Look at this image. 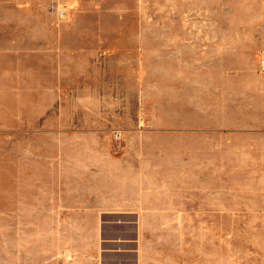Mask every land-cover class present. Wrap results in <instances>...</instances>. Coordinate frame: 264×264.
<instances>
[{
  "label": "rangeland",
  "instance_id": "rangeland-1",
  "mask_svg": "<svg viewBox=\"0 0 264 264\" xmlns=\"http://www.w3.org/2000/svg\"><path fill=\"white\" fill-rule=\"evenodd\" d=\"M263 64L264 0H0V258L48 264L75 203L144 174L183 203L149 214L163 264H264ZM198 127L216 152L199 214Z\"/></svg>",
  "mask_w": 264,
  "mask_h": 264
},
{
  "label": "crops",
  "instance_id": "crops-1",
  "mask_svg": "<svg viewBox=\"0 0 264 264\" xmlns=\"http://www.w3.org/2000/svg\"><path fill=\"white\" fill-rule=\"evenodd\" d=\"M210 133L209 128L198 127L192 131L191 208L197 214L210 212L212 207L215 175L212 165L216 163V152ZM256 150L264 156V146H257ZM224 164H228L226 159ZM143 180L144 174L135 178L137 183L132 188L95 191L88 194L89 199L75 203L72 216L63 220V252L57 253L56 248L50 251L48 264H163V253L148 237L147 224L153 219L149 214L182 212L183 203L172 196L164 204H155L158 196L139 183ZM201 198L207 204H201ZM69 228L77 229L73 238L67 232ZM100 233L106 236L100 237ZM125 233L129 236L119 237ZM0 264L23 263L17 254H1Z\"/></svg>",
  "mask_w": 264,
  "mask_h": 264
},
{
  "label": "built area",
  "instance_id": "built-area-1",
  "mask_svg": "<svg viewBox=\"0 0 264 264\" xmlns=\"http://www.w3.org/2000/svg\"><path fill=\"white\" fill-rule=\"evenodd\" d=\"M262 67H263V70H264V64H263V66H262Z\"/></svg>",
  "mask_w": 264,
  "mask_h": 264
}]
</instances>
